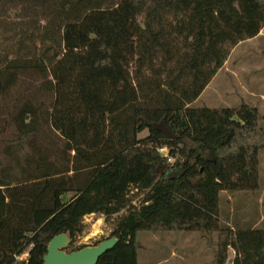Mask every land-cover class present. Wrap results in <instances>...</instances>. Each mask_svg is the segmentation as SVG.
<instances>
[{
  "label": "trees",
  "instance_id": "16d2710c",
  "mask_svg": "<svg viewBox=\"0 0 264 264\" xmlns=\"http://www.w3.org/2000/svg\"><path fill=\"white\" fill-rule=\"evenodd\" d=\"M14 7L38 43L0 54V264H42L52 236L72 247L85 215L127 206L96 264H137L138 231L216 232V264L229 248L264 264V228L219 219L222 190L259 189L258 108L190 106L259 33L264 0H0V15ZM161 145L178 175H159Z\"/></svg>",
  "mask_w": 264,
  "mask_h": 264
},
{
  "label": "rangeland",
  "instance_id": "374dc122",
  "mask_svg": "<svg viewBox=\"0 0 264 264\" xmlns=\"http://www.w3.org/2000/svg\"><path fill=\"white\" fill-rule=\"evenodd\" d=\"M35 21V26L27 31L42 29L45 21L38 18H35ZM24 22L18 8L15 7L7 9L0 15V54L8 45L38 43L25 38L22 34L26 28ZM260 33V37L254 40L229 47L228 56L214 79V87L212 78L199 97L190 103L191 107L219 108L225 103L236 105L241 97V100L244 99L250 105L259 107L261 118L258 123L264 129V99L256 100L253 96V93L264 94V24ZM133 66L134 64L130 63V69ZM6 102L7 100L0 101V104ZM147 133L145 129L138 136L142 138ZM175 158V165L162 162L159 167L160 176L169 177L173 172L179 174L176 163L181 159ZM258 172L259 189L256 192L222 190L219 193L221 222L233 228L246 226L264 228V146L259 150ZM144 195V191L132 189L128 193L129 206H138ZM127 207L108 217L99 213L85 215L82 219V232L76 236L72 247H63L64 251L69 252L71 248L81 245H94L97 241L109 237L118 220L126 214ZM136 238L139 244L137 264H216V232L208 234L205 231H138ZM233 256L234 251L229 248L225 264H230ZM26 257L27 252L21 254L18 259Z\"/></svg>",
  "mask_w": 264,
  "mask_h": 264
},
{
  "label": "water",
  "instance_id": "95a60500",
  "mask_svg": "<svg viewBox=\"0 0 264 264\" xmlns=\"http://www.w3.org/2000/svg\"><path fill=\"white\" fill-rule=\"evenodd\" d=\"M154 126L163 131L167 138H175V135L162 122ZM206 158L214 160L211 153ZM69 242V237L63 232L52 236L47 243L42 264H96L99 257L117 243V238L110 236L97 244L85 245L77 250L66 252L63 247Z\"/></svg>",
  "mask_w": 264,
  "mask_h": 264
},
{
  "label": "crops",
  "instance_id": "0c3cea01",
  "mask_svg": "<svg viewBox=\"0 0 264 264\" xmlns=\"http://www.w3.org/2000/svg\"><path fill=\"white\" fill-rule=\"evenodd\" d=\"M261 30H262V28L260 29V31H261ZM260 31H259V33H258L256 36L251 37V38H247V39H245V40H242V41H240L239 43H237L235 46H237V45L240 44V43H244V42H247V41H251L252 39L254 40V39L260 37V35H261ZM219 70H220V69H219ZM219 70H218V71H219ZM218 71H217V72H218ZM217 72H216L215 75L213 76V87H214V79H215L216 75L218 74ZM250 96H251V95H250ZM253 96L256 98V100H257V99H264V94L253 93ZM238 100H239L238 104H240L241 102H245V103L249 104V102L245 101L244 99L241 100V97H240ZM238 104H236V105H234V104H233V105H230V104H226V103H225V105H224L223 107H236V106H238ZM253 106L257 107L258 110H259V107H258V106H256V105H253ZM172 175H176L175 172H173ZM170 176H171V175H170ZM150 232H151V231H150Z\"/></svg>",
  "mask_w": 264,
  "mask_h": 264
},
{
  "label": "built area",
  "instance_id": "2783aa9c",
  "mask_svg": "<svg viewBox=\"0 0 264 264\" xmlns=\"http://www.w3.org/2000/svg\"><path fill=\"white\" fill-rule=\"evenodd\" d=\"M156 150L164 157V161L170 165H175L176 158L169 155V148L167 145H161ZM232 264V261H230Z\"/></svg>",
  "mask_w": 264,
  "mask_h": 264
}]
</instances>
